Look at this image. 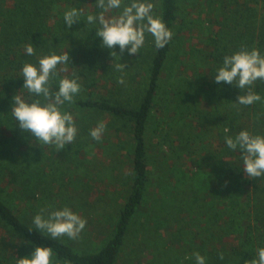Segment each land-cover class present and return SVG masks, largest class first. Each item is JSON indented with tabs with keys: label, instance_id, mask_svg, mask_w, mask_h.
I'll list each match as a JSON object with an SVG mask.
<instances>
[{
	"label": "trees",
	"instance_id": "trees-1",
	"mask_svg": "<svg viewBox=\"0 0 264 264\" xmlns=\"http://www.w3.org/2000/svg\"><path fill=\"white\" fill-rule=\"evenodd\" d=\"M151 1L144 0L148 3ZM207 1L214 11L205 13L207 22L213 23V28L207 27L208 32L201 39L202 42L204 40L205 51H201L202 56L196 62L198 68L194 70L192 81L175 85V94L178 93L180 103L177 100L175 103L178 106L173 110L183 114L185 109L188 114L192 112V116L196 114L194 118L198 124L196 127L190 125L186 132L181 128L175 129V135L186 142L187 147L184 146L183 150L191 148L190 140L194 137H204L210 133L205 124L208 114L201 116L191 103L195 105L200 97H205L222 103L232 101L234 104L239 95L254 90L258 93L261 86L256 81L251 88L239 90L233 84H217L214 75L222 66L224 56L234 54L242 46L251 50L256 45L264 51V0H236L234 13L225 22L219 10L227 4H233L234 0ZM124 2L128 3L129 0ZM71 8L84 9L86 14H99L101 11L96 7V0H0V231L8 233L5 236L11 243V252L15 247L14 242L20 241L34 250L36 247H51L54 263L58 264H117L125 242L132 233L139 208L147 196L150 173L146 140L148 123L161 92V76L169 53L175 40L179 39V5L178 0H159V17L173 32L171 41L162 49H156L153 41L150 46L145 44L138 54L133 55L127 51L120 53L119 46L112 50L101 47V38L96 36V25L87 24L86 15L69 29L64 23V12ZM114 15H118V10L106 13V16ZM145 41H149L147 33ZM28 44H33L34 55L26 54L24 46ZM209 47L212 49L209 50ZM65 51L70 57L68 71L60 73L51 82L52 90L58 91L60 78H73L75 73L82 91L75 97V103L69 105L66 102L61 110L71 114L92 111L130 123L132 127L131 188L110 238L96 250L79 251L59 238L52 240L46 233L36 230L30 219L15 211L19 204H25L34 197L31 184L34 174L28 169L31 161L28 150L36 140L23 132L11 115L13 96L21 95L28 103L36 98L22 88L24 78L21 75L25 63L37 65L38 58L52 53L61 55ZM111 51H115L121 59L119 56L112 57ZM116 63L126 65L123 73L115 71L113 65ZM61 67L65 65H58V68ZM139 68H143L145 74L142 87L136 78L141 72ZM120 76L124 77V84L117 82ZM109 78L113 80L112 94L99 93V90H103L101 83L103 85V81ZM180 104L184 108L181 111ZM234 109L238 111L236 117L239 115L250 122L247 131L264 136V111L256 109L255 103L249 106L235 105ZM222 123L223 127L217 131L221 140L230 137L224 128L233 125L232 118L223 116ZM220 153L219 150L207 153L211 161L205 163L204 159L203 163L206 164V172L212 177V187L205 193H199V196L195 195L198 197L196 201L205 202L209 197L210 205L202 204L190 210L193 212L190 220L183 221L187 232L180 227L170 231L167 229L168 233L161 237V241H157L158 247L161 246L160 252L147 264H195L193 253L196 252L205 257V264H250L251 260L257 259V250L264 247V176L255 180L244 179L252 184V191L244 205L239 203L237 195L243 191L238 190L237 185H222L221 180L227 177L230 180V174L236 180L242 177V156L231 152V166L235 167L225 168L222 165L225 155ZM214 205L219 207L215 210L212 207ZM203 216L208 220L204 221ZM241 218L246 220L240 222ZM221 253L223 260L220 259ZM11 256L12 253L6 257L0 254V264L12 262Z\"/></svg>",
	"mask_w": 264,
	"mask_h": 264
},
{
	"label": "rangeland",
	"instance_id": "rangeland-1",
	"mask_svg": "<svg viewBox=\"0 0 264 264\" xmlns=\"http://www.w3.org/2000/svg\"><path fill=\"white\" fill-rule=\"evenodd\" d=\"M195 1L178 0L179 39L175 40L162 73L161 92L151 112L146 135L147 161L150 170L147 196L139 208L132 233L125 242L117 264H147L160 252L161 246L158 247L157 241H161V237L168 231L180 227L182 231L187 232L183 221L190 220V214L193 213L190 210L193 211L202 204L210 205L209 197L204 202L196 201L198 197L195 196L209 191L212 187V177L210 178L206 172L205 163L211 161V156L208 157L207 153L214 150L223 153L225 157L222 165L225 168L235 167L231 166L233 163L231 152L241 155L238 150L229 149L225 139L218 138L217 131L223 127V116L232 118L233 125L224 128V132L230 137H235L240 131L250 127L247 118L239 115L236 117L238 111L234 109L232 101L222 103L200 97L195 105L192 103L191 105L194 110L200 112L201 116L208 114L205 124L208 126L207 129H210V133L204 137L191 139V148L186 150H183L184 146L187 147L186 142L175 135L176 128L186 132L190 125L194 127L198 125L194 118L196 114L193 116L192 112L188 114L181 104L179 109L180 111L184 109L183 114L173 110L178 106L175 102L178 100L180 103L178 93L175 94L177 90L175 85L192 81L194 70L198 68L196 62H199L202 56L201 51H205L204 40L201 41L202 36L207 34V27L213 28V23L207 22L208 18L205 14L213 13V7L207 0ZM235 2L236 0L219 10L223 22L228 16L233 15ZM151 3L154 5L152 14L159 17V0H152ZM148 35L149 41H145V44L150 46L154 38ZM253 48L258 49L264 56L262 48H257L256 45H253ZM211 49L209 47V50ZM222 52L226 53V50L222 49ZM139 70L141 72L136 78L139 80V86L142 87L145 74L143 68ZM199 71L201 72L202 69ZM112 81L110 78L103 81V85L102 83L100 85L103 90L98 92L111 95ZM258 82V86L261 85L258 94L262 100L255 103V108L264 111V81L258 80ZM72 115L78 129L72 144L66 145L59 152L55 146L42 145L38 141L29 146L28 154L31 161L28 169L34 174L31 179L34 197L28 199L25 204H19L15 211L32 221L43 208L51 210L63 209L67 206L86 219L87 223L77 240H70L67 237L59 239L79 251L96 250L110 238L120 209L131 188L132 127L130 123L92 111H78ZM100 121L105 123L106 128L98 142L90 136V130ZM230 178V180L228 177L221 180L222 185L229 183L233 186L237 185L238 190L243 191L237 195L238 202L244 205L252 191V184H248L249 182H245L244 179L250 180V178L244 174L237 180L231 174ZM224 202L228 204L226 200ZM212 207L216 210L219 206ZM203 219L208 220L205 216ZM245 220L241 218L239 221ZM5 235L8 233L0 231L2 248L0 254L6 257L12 253V262L9 264H17L18 258L30 256L34 252L31 246L23 245L20 241L14 242L15 247L11 252L9 249L11 243ZM54 262L53 260V264H58Z\"/></svg>",
	"mask_w": 264,
	"mask_h": 264
},
{
	"label": "clouds",
	"instance_id": "clouds-1",
	"mask_svg": "<svg viewBox=\"0 0 264 264\" xmlns=\"http://www.w3.org/2000/svg\"><path fill=\"white\" fill-rule=\"evenodd\" d=\"M96 7L101 9L99 14H86L84 9L71 8L64 12V23L71 29L74 23L86 15V23L96 25V36L101 38V47L112 50L119 46L120 53L127 51L129 55L139 53L145 44V33L154 38L156 49L164 48L173 37V32L162 19L152 14V3L144 0H129L128 3L124 0H96ZM111 10H118V15L106 16ZM24 47L27 55L35 54L33 44ZM110 55L119 56L115 51H111ZM69 61L70 57L65 51L61 55L52 53L38 58L37 65L25 63L21 75L24 78L22 88L36 98L28 103L21 95L15 94L11 110V115L23 132L42 145L55 146L57 152L72 144L78 132L73 115L61 109L66 102L69 105L75 103V97L82 91L79 77L73 73V78H60L58 91H53L51 85L60 73L68 71ZM58 65L65 67L58 68ZM113 67L115 71L123 73L126 65L116 63ZM214 79L217 84H233L239 90L251 88L256 81H264V56L256 48L248 50L242 46L234 54L224 56ZM117 82L124 84V77H118ZM261 100L258 93L248 91L238 96L234 106H249ZM105 128L103 121L98 122L90 130V136L99 142ZM225 143L229 149L241 153L246 177L256 179L264 176V136L242 130L234 138L225 137ZM32 223L36 230L46 233L52 240L61 237L77 240L87 221L65 206L63 209H41L33 217ZM193 256L195 264H205L204 256L198 252L193 253ZM52 258L51 247H36L30 256L18 258L17 264H53ZM223 258L221 253L220 259ZM250 264H264V247L257 250V259L251 260Z\"/></svg>",
	"mask_w": 264,
	"mask_h": 264
}]
</instances>
